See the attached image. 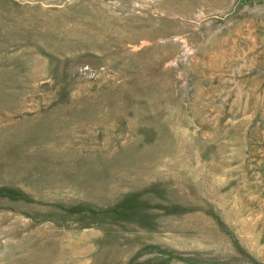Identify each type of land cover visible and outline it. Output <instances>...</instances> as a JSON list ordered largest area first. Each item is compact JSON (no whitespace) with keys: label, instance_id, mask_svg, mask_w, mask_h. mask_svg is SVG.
Listing matches in <instances>:
<instances>
[{"label":"rangeland","instance_id":"obj_1","mask_svg":"<svg viewBox=\"0 0 264 264\" xmlns=\"http://www.w3.org/2000/svg\"><path fill=\"white\" fill-rule=\"evenodd\" d=\"M0 264H264V0H0Z\"/></svg>","mask_w":264,"mask_h":264}]
</instances>
